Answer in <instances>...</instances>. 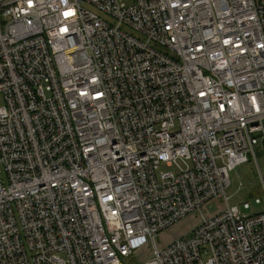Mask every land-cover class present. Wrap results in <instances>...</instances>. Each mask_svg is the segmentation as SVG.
<instances>
[{"label":"built area","instance_id":"obj_1","mask_svg":"<svg viewBox=\"0 0 264 264\" xmlns=\"http://www.w3.org/2000/svg\"><path fill=\"white\" fill-rule=\"evenodd\" d=\"M0 98V264H264V0H0Z\"/></svg>","mask_w":264,"mask_h":264},{"label":"rangeland","instance_id":"obj_2","mask_svg":"<svg viewBox=\"0 0 264 264\" xmlns=\"http://www.w3.org/2000/svg\"><path fill=\"white\" fill-rule=\"evenodd\" d=\"M0 103L2 100L0 98ZM258 153L257 161L250 156L249 162L237 167L233 172H231V182L232 185L227 191V196L230 198V203L232 205L238 206L241 211L248 215L264 213V204L257 205L255 203V197L263 198L262 186L260 172L264 175V154L259 155L260 152H264L263 141H260L258 147H256ZM181 166H185L181 163ZM161 171H178V167L174 166L168 168L167 166H162ZM260 170V171H259ZM248 202L250 205L249 210H244V203ZM215 209L212 208V211ZM196 221L192 219H187L183 222L180 227H175L168 232H166L159 241L162 244H168L178 237L175 236L176 231L187 230L188 226L193 225ZM181 231V232H182ZM187 232V231H186ZM185 232V233H186ZM175 236V237H174Z\"/></svg>","mask_w":264,"mask_h":264},{"label":"crops","instance_id":"obj_3","mask_svg":"<svg viewBox=\"0 0 264 264\" xmlns=\"http://www.w3.org/2000/svg\"><path fill=\"white\" fill-rule=\"evenodd\" d=\"M181 225H183V222H182L180 225H178L177 227H180ZM181 227H182V226H181ZM181 227H180V228H181ZM189 228H190V227L188 226V228H187L186 231H188ZM181 231H182V230H181ZM181 231H179V230L176 231L175 236H176V237L181 236V235H183V234L186 232V231L184 232V230H183L182 232H181ZM175 236H174V237H175Z\"/></svg>","mask_w":264,"mask_h":264},{"label":"water","instance_id":"obj_4","mask_svg":"<svg viewBox=\"0 0 264 264\" xmlns=\"http://www.w3.org/2000/svg\"><path fill=\"white\" fill-rule=\"evenodd\" d=\"M263 154H264V152H260V153H259V155H263Z\"/></svg>","mask_w":264,"mask_h":264}]
</instances>
